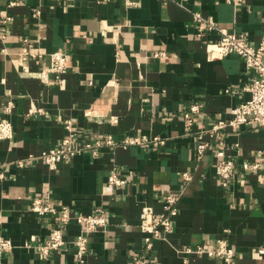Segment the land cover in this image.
Returning a JSON list of instances; mask_svg holds the SVG:
<instances>
[{
	"label": "crops",
	"instance_id": "0c3cea01",
	"mask_svg": "<svg viewBox=\"0 0 264 264\" xmlns=\"http://www.w3.org/2000/svg\"><path fill=\"white\" fill-rule=\"evenodd\" d=\"M136 2L0 0V119L8 118L14 130L11 140L0 141V236L13 246L0 249V262L134 264L141 255L145 264H226L215 254L185 252L214 250L225 238L236 250V264H264V124L225 130L221 140L235 164L227 186L215 173L220 138L206 132L250 99L247 86L256 74L238 54L211 58L207 42L220 34L198 37L192 15L199 11L257 46L264 40V0ZM26 47L42 56H23ZM57 50L68 55V75L57 84L50 73L46 84L36 73ZM194 104L200 111L187 129L184 113ZM68 119L83 145L109 135L114 143L50 168L37 157L60 146ZM201 134L209 147L199 158ZM138 135L164 142L125 143ZM246 161L260 168L246 169ZM113 168L125 185H108ZM36 195L71 209L67 243L49 257L38 245L55 217L30 209ZM168 195L178 197L173 230L148 249L142 208L150 205L160 214ZM99 208L107 225L89 234L81 262L73 243L82 229L76 216Z\"/></svg>",
	"mask_w": 264,
	"mask_h": 264
},
{
	"label": "built area",
	"instance_id": "2783aa9c",
	"mask_svg": "<svg viewBox=\"0 0 264 264\" xmlns=\"http://www.w3.org/2000/svg\"><path fill=\"white\" fill-rule=\"evenodd\" d=\"M167 3L170 0H161ZM136 0H124L126 6L135 5ZM193 23L196 28V34L202 38L209 32H218L220 34L217 40L207 42L206 51L211 58H221L229 54H238L241 56L248 68L253 70L256 74L255 79L247 86L248 91L251 93L250 99L237 105L232 111V117L225 120L220 119L214 121L210 128L206 130L211 136L220 138L216 154L219 160L215 164V173L222 181L224 186H227L230 178L233 175L235 168L234 161L226 156L225 146L221 138L228 127L236 129L241 125L248 122H258L264 124V40L259 45L249 43L243 34L230 32L216 24L213 20L206 18L199 11H194ZM27 38L24 42H28ZM164 52L156 54L162 56ZM23 56L32 58L41 57L42 54L29 50L27 47L24 49ZM69 71L68 55L65 50H57L50 54V64L47 68L41 69L36 73V76L44 83L50 84L51 79L49 74H54V82L63 84ZM200 106L194 104L189 111L184 113V122L187 129H190L196 121V116L200 111ZM11 111V105L7 106V112ZM34 111L33 108L30 109ZM65 128L68 130V135L61 141L59 147L52 148L42 152L37 158L41 159L50 168H56L60 162L70 160L83 150H91L97 154V147L103 143L113 144L112 136H106L104 139H98L95 144L87 142L83 145L76 140L75 133L73 132L71 120L65 121ZM14 137L13 124L8 118L0 119V141L11 140ZM164 141L159 136L148 137L145 135H138L136 137L125 140V143L130 144H162ZM209 147V143L204 139L203 134L200 135L199 141L196 144V152L201 158ZM19 166H24V160L17 161ZM243 167L250 170L259 169V164H251L244 162ZM4 174L0 173V178ZM185 178L189 179L190 176L185 174ZM127 183V179L120 175L117 168H113L108 176V185L112 188L123 186ZM264 184V181H263ZM178 197L175 195L166 196V201L163 205V210L160 214H156L153 207L145 205L140 214V230L146 233L145 242L146 248H151L152 242L155 239L166 240L167 234L172 232L174 227V218L178 214ZM30 209L39 215L49 214L55 217V223L51 229L48 237L43 243L38 245V250L44 257L51 256L52 252L62 248L67 243V238L64 232L65 226L72 219L71 209L68 205L57 206L50 198H43L36 195L30 202ZM77 221L82 225V229L78 236L73 240L77 257L81 262L89 250V234L105 229L107 225L106 212L103 208H99L95 213L79 212L76 216ZM13 246L10 240L0 236V249L7 251ZM259 251L264 254V248ZM186 253H208L210 255L221 256L226 264H236V250L230 246L228 240L220 238L217 240V245L214 250H207L204 246H199L195 250L187 248ZM0 264H5L0 262ZM134 264H145V260L141 255L134 258Z\"/></svg>",
	"mask_w": 264,
	"mask_h": 264
}]
</instances>
